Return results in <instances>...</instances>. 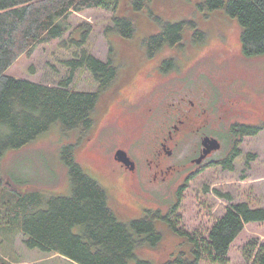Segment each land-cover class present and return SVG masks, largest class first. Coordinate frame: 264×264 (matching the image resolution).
<instances>
[{"label": "rangeland", "instance_id": "374dc122", "mask_svg": "<svg viewBox=\"0 0 264 264\" xmlns=\"http://www.w3.org/2000/svg\"><path fill=\"white\" fill-rule=\"evenodd\" d=\"M199 2L154 0L151 6L153 15L161 23H191L183 34L185 42L182 48H164L156 52L159 56L155 60L172 58L176 70L170 75L173 77L168 84L170 97L166 96L159 102H177L183 96L190 99L205 97L219 103L230 101L238 105L239 116L236 119L252 125L264 123V55L246 56L241 50L238 23L216 11L201 13L197 9ZM110 15L101 9L71 15V28L81 24L91 27L85 47L67 49L66 35L49 44L39 45L29 57L22 55L6 71L8 76L50 86H57L72 74L70 89L94 91L97 84L93 75L82 68L71 73L66 62L74 58L75 52L80 55L83 48L95 58L106 61L112 45L119 75L134 71L135 75L133 84L125 90L132 102L129 106L134 110L130 117L123 118L117 139L113 138L115 127L112 124L117 116V106L111 110L107 120L98 121L99 111L104 108L102 100L109 98L107 91L100 96L94 125L82 137L75 132L65 135L60 126L54 124L27 146L5 152L0 167L3 183L0 191V260L4 264H72L59 255L28 248L16 221L19 210L16 201L20 195L37 193L41 197L40 209L46 208L52 197H69L68 168L61 158V150L67 145H75L78 163L102 186L119 217L126 221L141 218L144 210H160L166 214L177 204L174 216L180 221L178 228L205 236L233 204L246 203L251 209L264 208V129L254 137L243 139L240 156L234 160L231 170L206 163L191 176L185 172L165 182H149L151 177L147 166L152 159L151 150L154 151L156 145V137L152 138L151 134L156 136L163 128L164 120L160 113L166 111V106L158 105L159 117L149 123L143 113L146 108L159 103V85L165 86L166 81L162 83L151 69L155 66L154 61L145 60L143 40L159 33L162 26L156 20H149L146 14L131 15L135 18V36L131 41H122L104 34L110 25ZM147 71H150L149 76ZM143 128L146 133H141ZM224 128L226 134L228 124ZM222 141V148L211 161L221 160L231 152L234 146L232 139L224 137ZM113 144L125 149L135 162L140 186L115 169ZM189 149V142L179 143L170 160L172 164L188 161L192 157ZM162 229L164 238L157 244L159 247L139 248L136 252L139 259L161 262L180 252L178 246L184 241L164 226ZM253 239L264 244V223L245 226L230 247L228 264H248L243 246ZM199 264L211 263L202 260Z\"/></svg>", "mask_w": 264, "mask_h": 264}, {"label": "trees", "instance_id": "16d2710c", "mask_svg": "<svg viewBox=\"0 0 264 264\" xmlns=\"http://www.w3.org/2000/svg\"><path fill=\"white\" fill-rule=\"evenodd\" d=\"M153 2L0 0V167L6 151L27 146L54 124H58L65 135L75 132L82 137L86 134L94 125L100 96L112 86L120 70L114 61L112 45L106 61L95 58L83 48L80 55L75 52L74 58L66 62L71 73L82 68L93 75L97 84L94 91L70 89L72 74L57 86H50L8 76V68L22 55L29 57L39 45L66 35L67 49L85 47L90 25L71 28L69 17L91 9L111 14L104 34L122 41H131L135 36V18L131 15L146 14L149 20H156L162 29L143 40L146 55H154L164 48H182L183 34L191 23H161L151 11ZM197 9L201 13L216 11L235 20L241 28L242 52L248 57L264 55V0H200ZM195 34L202 36L196 31ZM171 63L172 59L164 61L162 69ZM238 129L241 136L254 137L264 129V123L238 125ZM239 143L237 141L233 151L223 159L208 164L231 170L240 155ZM75 150V145L61 150L71 184L69 197H52L44 209H40L41 197L37 193L20 195L16 201L19 206L16 221L24 244L30 249L59 255L72 264H199L202 260L228 264L230 247L245 226L264 223V208L251 209L246 203L228 208L205 236L178 228L180 221L174 216L177 204L166 214L160 210H144L139 219L126 221L121 217L122 220L106 191L78 163ZM2 184L0 170V191ZM163 226L184 241L178 246L180 252L161 262L139 259L138 250L155 248L162 241ZM243 255L248 264H264V244L255 239L247 241ZM0 264L4 263L0 260Z\"/></svg>", "mask_w": 264, "mask_h": 264}, {"label": "flooded vegetation", "instance_id": "af4514ba", "mask_svg": "<svg viewBox=\"0 0 264 264\" xmlns=\"http://www.w3.org/2000/svg\"><path fill=\"white\" fill-rule=\"evenodd\" d=\"M146 56V61H154L155 66L151 69L157 74L162 83L166 81L165 86L159 85V91L157 93L161 94L157 99L159 102L164 97H170V87L168 84L171 82L173 77H170L175 70V64L172 62L168 68L162 69V64L164 61L172 58H164L162 60H155L159 55H144ZM135 71L132 74L118 75V77L112 81V86L107 90L109 91V98H104L102 103H104V108L99 111L98 121L104 122L107 120L111 114V110L117 106V116L112 123L115 127L113 133V138L117 139L119 136V129L122 127L121 123L123 118L130 117V113L134 110L130 108L132 105L130 99L126 96L125 90L129 88L134 81ZM147 75H150V71H147ZM105 91V92H107ZM104 92V94H105ZM154 107H149L144 110V115L146 117V122L154 121L159 117V106H166V111L163 110L160 113V118H163V128L159 131V134L151 137L155 139L156 145H154V151L151 150L152 159L148 161V169L150 172L148 176L151 177L150 183H160L165 182L171 177L180 175L182 173L188 172V176L193 175L198 172L206 163L218 162L217 160L211 161V159L220 151L223 146V138L232 139V143L236 146L237 141L238 150H240V145L243 139L248 136H241L239 133L238 125H252L241 120L236 119L239 116L238 106L236 103L224 102L219 103L217 101H210L205 97L198 99H190L186 96L180 97L177 102H169L163 100ZM168 104V105H167ZM158 112V113H157ZM228 124L227 132L224 134V125ZM111 125V124H110ZM144 127V126H143ZM147 130L143 128L141 133H146ZM216 140L220 144L219 150L210 151L207 153L206 157L202 160L200 164H196V160L202 156L205 151L204 140ZM189 142L190 149L192 151V157L184 163L172 164L170 161L173 157V152L179 143ZM171 143L172 146H168ZM231 143V144H232ZM114 145V152L112 154V162L117 171L122 172V174L128 175L131 182L140 186V181L138 179V173L136 170L135 162L133 161L135 167L131 171L121 162L115 159V153L119 150L127 151L122 147H116ZM116 147V148H115ZM233 147L231 151H233ZM189 149V150H190ZM241 153V151H240ZM240 156V155H239ZM237 156V157H239ZM131 160V158L129 157ZM132 161V160H131ZM152 164V165H151ZM142 212V211H140ZM139 212V213H140Z\"/></svg>", "mask_w": 264, "mask_h": 264}, {"label": "water", "instance_id": "95a60500", "mask_svg": "<svg viewBox=\"0 0 264 264\" xmlns=\"http://www.w3.org/2000/svg\"><path fill=\"white\" fill-rule=\"evenodd\" d=\"M204 145H205V151L202 154V156H200L195 162L196 164H200L202 162V160L206 157L207 153L210 151H215V150H219L220 148V144L219 142H217L216 140H210V139H205L204 140ZM115 159L119 162H121L123 165H125L129 170H133L135 165L133 163V161H131L129 159V157L127 156L126 152L119 150L115 153Z\"/></svg>", "mask_w": 264, "mask_h": 264}]
</instances>
